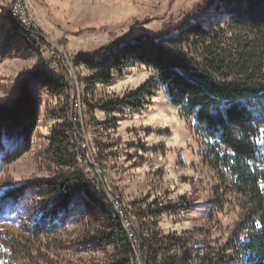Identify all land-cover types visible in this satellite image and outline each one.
<instances>
[{
    "label": "trees",
    "instance_id": "16d2710c",
    "mask_svg": "<svg viewBox=\"0 0 264 264\" xmlns=\"http://www.w3.org/2000/svg\"><path fill=\"white\" fill-rule=\"evenodd\" d=\"M10 26L17 38L36 45L39 52L45 49L39 37L35 42L31 39L35 33L21 29L14 20ZM14 48L4 44L1 58ZM73 64L89 73L79 79L86 91L111 85L129 66L153 71L155 78L133 93L83 105L90 115L138 113L162 90L183 117L192 119L194 136L206 143L203 161L218 175L224 194L242 199V210L224 242L212 246L206 232L198 240L192 231L164 234L157 229L162 215L193 210L191 199L182 198L181 206L156 205L146 198L133 201L127 207L135 237V242L130 241L122 222L107 212L99 180L87 176L91 167L72 121L76 108L72 88L56 78V71H33L29 81L40 82L63 103L50 129L49 158L56 172L48 180L5 194L20 198L31 192L46 200L36 226L28 230L30 240L0 226V264L47 263L35 242L84 211L102 219L101 229L84 244L86 249L102 250L104 264H264V0H202L174 28L78 54ZM0 119V164L10 165L30 150L39 122V106L28 83L11 109H0ZM112 120L115 130L119 119ZM223 195L211 216L223 211Z\"/></svg>",
    "mask_w": 264,
    "mask_h": 264
},
{
    "label": "rangeland",
    "instance_id": "374dc122",
    "mask_svg": "<svg viewBox=\"0 0 264 264\" xmlns=\"http://www.w3.org/2000/svg\"><path fill=\"white\" fill-rule=\"evenodd\" d=\"M15 1L0 0V52H4V44L15 47L3 58L0 53V109H11L28 83L39 106V122L30 150L10 165L0 164V226L23 241L30 240L28 230L36 226L46 199L31 192L20 198L5 194L48 180L56 172L49 158L50 129L63 103L40 82L29 81L33 71L48 69L56 71V78L72 88L77 105L72 121L80 131L84 159L91 167L86 172L99 180L100 189L109 199L118 201L117 206L127 215L128 204L133 201L146 198L156 205L181 206L182 198L187 202L191 199L193 210L162 215L157 229L164 234L192 231L198 240H203L206 232L212 246L222 244L238 219L242 199L233 193L224 194L218 175L203 161L206 143L194 136L192 119L183 117L162 90L138 113L105 116L95 111L90 115L83 105L84 101L133 93L154 79V72L139 65L129 66L121 76L114 77L111 85H95L86 91L79 79L89 73L73 64L78 54L135 35L174 28L202 0H21L36 29L31 39L35 42L39 37L46 45L41 52L36 45L17 38L10 26V20L17 22L8 13ZM113 118L119 119L115 130ZM79 160L80 156L78 164ZM221 195L223 211L211 216ZM102 223L99 216L84 211L69 216L58 231L41 236L35 243L50 264H104V252L86 249L84 244Z\"/></svg>",
    "mask_w": 264,
    "mask_h": 264
},
{
    "label": "built area",
    "instance_id": "2783aa9c",
    "mask_svg": "<svg viewBox=\"0 0 264 264\" xmlns=\"http://www.w3.org/2000/svg\"><path fill=\"white\" fill-rule=\"evenodd\" d=\"M8 13L11 16V18L17 20V22L21 28L28 30V31H31L32 33H35L36 29L31 24L30 17L26 13L25 7L22 5L21 0H17L14 3H12V5L9 7ZM75 107H77V105H75ZM87 176H88V178H91V179L95 178L93 175L91 176V175L87 174ZM105 195L107 198V212L110 213V215L113 218H117L122 222L129 240L132 242H135L134 241L135 240L134 233H133L132 229L130 228V221H129L128 215L126 214V211L124 209H122L120 205L117 206V204H119L118 201H114V200L109 199L110 196L108 197V194H106V193H105Z\"/></svg>",
    "mask_w": 264,
    "mask_h": 264
},
{
    "label": "water",
    "instance_id": "95a60500",
    "mask_svg": "<svg viewBox=\"0 0 264 264\" xmlns=\"http://www.w3.org/2000/svg\"><path fill=\"white\" fill-rule=\"evenodd\" d=\"M72 116H73V113H72Z\"/></svg>",
    "mask_w": 264,
    "mask_h": 264
}]
</instances>
